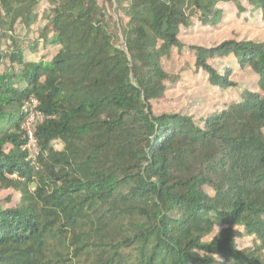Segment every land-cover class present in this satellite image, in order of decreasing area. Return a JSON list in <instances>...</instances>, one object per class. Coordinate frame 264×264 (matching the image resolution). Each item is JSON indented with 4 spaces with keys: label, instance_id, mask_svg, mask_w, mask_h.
I'll list each match as a JSON object with an SVG mask.
<instances>
[{
    "label": "trees",
    "instance_id": "16d2710c",
    "mask_svg": "<svg viewBox=\"0 0 264 264\" xmlns=\"http://www.w3.org/2000/svg\"><path fill=\"white\" fill-rule=\"evenodd\" d=\"M222 6L264 26V0H0V264H264V41L180 37ZM184 49L224 100L198 120L153 109Z\"/></svg>",
    "mask_w": 264,
    "mask_h": 264
},
{
    "label": "rangeland",
    "instance_id": "374dc122",
    "mask_svg": "<svg viewBox=\"0 0 264 264\" xmlns=\"http://www.w3.org/2000/svg\"><path fill=\"white\" fill-rule=\"evenodd\" d=\"M99 5L102 0H97ZM224 11L223 22L218 28L209 26H199L195 24L190 30L181 33V42L187 46L212 47L224 40H253L264 41V26L256 20H249L246 15L237 16L234 10L222 6ZM107 13L111 12L108 5L105 6ZM120 37V35L118 34ZM121 39V38H120ZM38 51L36 54H42ZM232 64V62H230ZM193 58L184 49L181 53L173 52L169 58L163 60L164 69L170 74H179L180 82L166 92L165 100L160 104H154L155 113L183 112L191 115L195 120L200 119L215 109L220 108L224 100L219 99L218 93L210 89L205 78L200 74H193ZM213 65L221 70L219 61H214ZM225 65V64H224ZM229 65V62L226 64ZM231 80L244 87L253 82L254 79L249 72L245 74L235 71ZM56 148L61 146L56 144ZM9 190H0V205H7L6 201L11 195Z\"/></svg>",
    "mask_w": 264,
    "mask_h": 264
},
{
    "label": "built area",
    "instance_id": "2783aa9c",
    "mask_svg": "<svg viewBox=\"0 0 264 264\" xmlns=\"http://www.w3.org/2000/svg\"><path fill=\"white\" fill-rule=\"evenodd\" d=\"M37 106L38 103L34 98L28 99L23 105V112L26 115L23 128L27 137L23 149L28 153L30 159H34L37 152L36 142L33 135L34 128L42 120L41 113L36 110Z\"/></svg>",
    "mask_w": 264,
    "mask_h": 264
}]
</instances>
